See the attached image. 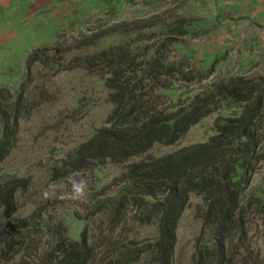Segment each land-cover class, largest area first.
<instances>
[{
  "label": "rangeland",
  "instance_id": "obj_1",
  "mask_svg": "<svg viewBox=\"0 0 264 264\" xmlns=\"http://www.w3.org/2000/svg\"><path fill=\"white\" fill-rule=\"evenodd\" d=\"M234 1L241 0H0V88L6 90L0 94V130L3 115L12 116L19 97L16 135L0 159V264H76L63 253L80 252L83 236L94 241L85 264H125L126 252L136 245L147 248L153 229L133 222L137 207L131 197L118 226L109 222L114 197L127 185L125 166L204 142L215 133L214 120L230 116L238 104L219 107L174 144L155 143L125 163L106 161L80 170L89 191L72 200L66 195L65 160L104 125L112 105L100 77L71 67L70 59L129 48L142 60L166 43L159 54L183 66L168 91L172 102L212 91L225 78L257 81L264 77V3ZM37 51L42 52L28 62ZM102 68L94 70L99 74ZM201 68L213 73L182 77ZM251 186L264 190V163L256 167ZM11 189L14 204L5 209L3 197ZM201 206V198L191 193L171 264H191L195 246L208 239L207 233L200 239L203 226L195 210ZM225 249L233 264H264V211L248 208L243 231L233 230ZM148 261L144 254L132 264Z\"/></svg>",
  "mask_w": 264,
  "mask_h": 264
},
{
  "label": "trees",
  "instance_id": "obj_2",
  "mask_svg": "<svg viewBox=\"0 0 264 264\" xmlns=\"http://www.w3.org/2000/svg\"><path fill=\"white\" fill-rule=\"evenodd\" d=\"M166 48L167 44H162L155 54L142 60L129 48L106 49L70 59L71 67L100 77L112 108L104 125L65 160V167H70L65 174L94 169L106 161L125 163L144 154L155 143L174 144L202 118L235 102L238 110L228 117L216 118L215 133L204 142L127 164L124 170L127 185L116 193V204L109 217L110 224L118 226V217L131 197L137 207L133 222L139 227H152L153 235L147 240L146 249L136 245L132 252H126L124 263L139 262L146 254L150 264H171L179 218L189 195L194 193L202 202L195 210L203 226L200 239L205 233L208 239L203 247L195 246L191 264H233L232 257L226 258L227 238L236 228L243 231L244 213L248 208L253 206L259 212L264 211V190L251 186L256 167L264 163V77L253 82L225 78L212 91L195 95L187 102H181L180 97L172 102L168 91L174 89L176 74L182 75L183 66L182 62H168L164 54H159V50ZM41 52H33L28 62ZM98 66L103 67L99 74L94 70ZM212 73V68H201L182 77L191 80L206 78ZM3 91L6 90L0 88V94ZM18 98L13 102L12 116L3 115L0 159L9 150V139L16 135ZM1 113L4 112L0 106ZM3 203L5 209H12V189L3 197ZM93 243L92 236H83L82 250L70 248L63 253L64 260L85 264L92 254ZM131 254L133 258L128 259ZM237 264H246V261Z\"/></svg>",
  "mask_w": 264,
  "mask_h": 264
},
{
  "label": "clouds",
  "instance_id": "obj_3",
  "mask_svg": "<svg viewBox=\"0 0 264 264\" xmlns=\"http://www.w3.org/2000/svg\"><path fill=\"white\" fill-rule=\"evenodd\" d=\"M68 184L70 185V191L66 195L72 200H79L85 197L89 191V183L87 179L81 176L79 170L69 172ZM42 195L47 198L49 193L45 191Z\"/></svg>",
  "mask_w": 264,
  "mask_h": 264
},
{
  "label": "crops",
  "instance_id": "obj_4",
  "mask_svg": "<svg viewBox=\"0 0 264 264\" xmlns=\"http://www.w3.org/2000/svg\"><path fill=\"white\" fill-rule=\"evenodd\" d=\"M260 3H264V0H258ZM242 3L243 4V2H247L248 3V0H246V1H243V0H241V1H234V3Z\"/></svg>",
  "mask_w": 264,
  "mask_h": 264
}]
</instances>
